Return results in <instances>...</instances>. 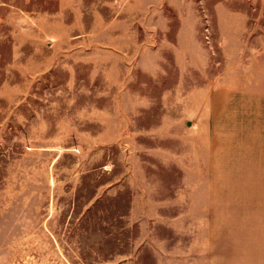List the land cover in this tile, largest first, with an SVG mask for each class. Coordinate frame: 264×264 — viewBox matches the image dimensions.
Masks as SVG:
<instances>
[{
    "label": "rangeland",
    "instance_id": "1",
    "mask_svg": "<svg viewBox=\"0 0 264 264\" xmlns=\"http://www.w3.org/2000/svg\"><path fill=\"white\" fill-rule=\"evenodd\" d=\"M261 257L264 0H0V264Z\"/></svg>",
    "mask_w": 264,
    "mask_h": 264
},
{
    "label": "crops",
    "instance_id": "2",
    "mask_svg": "<svg viewBox=\"0 0 264 264\" xmlns=\"http://www.w3.org/2000/svg\"><path fill=\"white\" fill-rule=\"evenodd\" d=\"M261 259H264V257H261ZM262 264H264V263H262Z\"/></svg>",
    "mask_w": 264,
    "mask_h": 264
}]
</instances>
